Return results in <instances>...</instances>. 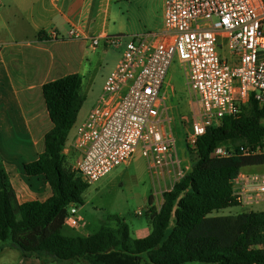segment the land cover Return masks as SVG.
Masks as SVG:
<instances>
[{"label": "trees", "instance_id": "obj_1", "mask_svg": "<svg viewBox=\"0 0 264 264\" xmlns=\"http://www.w3.org/2000/svg\"><path fill=\"white\" fill-rule=\"evenodd\" d=\"M81 90L79 74L42 88L53 127L45 151L24 171L43 179L51 197L20 204L0 165V252L9 245L41 264H264V211L214 216L240 206L233 189L239 174L264 166V106L253 101L239 116L209 127L195 149L188 146L196 164L164 193L147 237L133 238L116 215L88 237L65 235L69 207L82 205L89 189L66 167L63 153L84 105ZM227 143L233 144V156H215Z\"/></svg>", "mask_w": 264, "mask_h": 264}, {"label": "built area", "instance_id": "obj_2", "mask_svg": "<svg viewBox=\"0 0 264 264\" xmlns=\"http://www.w3.org/2000/svg\"><path fill=\"white\" fill-rule=\"evenodd\" d=\"M68 38L78 39L72 29ZM96 49L124 47L118 65L87 117L77 126L65 154L76 151L75 171L89 188L116 167L127 164L140 147L152 171L173 157V143L164 132L166 80L176 56L183 65L191 105L192 132L187 146L225 117L239 116L255 102L264 106V0H164V26L159 32L123 39L90 38ZM229 56L223 55L224 51ZM249 153V151H244ZM234 149L218 147L217 157ZM186 176L176 173L174 184ZM239 207L264 208V172H242L233 184ZM78 205H71L66 224L80 228Z\"/></svg>", "mask_w": 264, "mask_h": 264}, {"label": "rangeland", "instance_id": "obj_3", "mask_svg": "<svg viewBox=\"0 0 264 264\" xmlns=\"http://www.w3.org/2000/svg\"><path fill=\"white\" fill-rule=\"evenodd\" d=\"M111 7L113 15L108 20L106 32L111 37L123 39V43L131 40L132 36L159 32L163 27L164 0H113ZM97 48L88 52L91 63L81 90L84 105L77 124L70 132L67 147L73 142L77 126L87 117L99 99L105 82L122 52L121 47H107L102 41ZM223 55L229 56V53L225 50ZM164 92L165 112L161 121L167 138L173 143V157L165 160L163 167L158 171H152L149 160L143 156L139 147L127 164L113 169L84 193L83 204L79 205L80 215L83 218L81 227L95 232L109 223L110 216L116 215L130 227L132 237L138 238V228L152 229L151 215L162 207L163 195L174 184L176 173L183 171L188 174L195 166L197 157L187 146V137L192 132L193 125L187 76L178 56L173 60ZM8 125L12 128L11 132H6L4 127L0 129V160L4 161L12 174L28 177L23 167L13 169L14 164H10L8 159V157L17 158V164L27 160L26 130L18 121H10ZM40 125L46 130L52 126V122L46 119L40 121ZM226 145L233 146L232 143ZM23 149L26 150L23 152ZM64 155L66 167L75 171L79 154L71 150L69 154L64 153ZM246 171L264 172V166L249 167L244 172ZM31 180L36 183L38 178ZM258 209L264 210L263 207ZM245 212L250 211L248 208L238 206L214 213V216L237 215ZM64 234L80 235L77 229L69 226L64 228Z\"/></svg>", "mask_w": 264, "mask_h": 264}, {"label": "crops", "instance_id": "obj_4", "mask_svg": "<svg viewBox=\"0 0 264 264\" xmlns=\"http://www.w3.org/2000/svg\"><path fill=\"white\" fill-rule=\"evenodd\" d=\"M112 1L0 0V129L4 127L9 133L12 128L8 123L18 121L27 133L28 158L17 164V158L8 157L9 163L14 164L13 169H24V165L36 161L45 151V136L53 125L46 130L40 125V121L50 119L43 86L67 75L79 74L83 88L91 63L88 52L98 49L91 47L90 38L109 36L106 26L113 15ZM72 29L78 31V39L68 38ZM121 48L120 58L112 70L121 60L124 47ZM0 165L20 204L51 197V187L43 179L38 178L35 183L27 174L28 177L12 174L4 161L0 160ZM77 231L85 237L93 234L83 227ZM151 232L152 229L138 228V238H145ZM0 264L41 262L35 257H23L7 245L0 252Z\"/></svg>", "mask_w": 264, "mask_h": 264}]
</instances>
